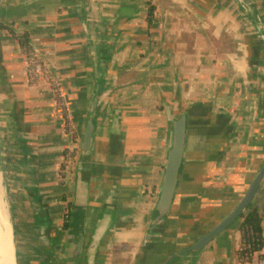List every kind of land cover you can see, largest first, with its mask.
Wrapping results in <instances>:
<instances>
[{
    "label": "crops",
    "instance_id": "0c3cea01",
    "mask_svg": "<svg viewBox=\"0 0 264 264\" xmlns=\"http://www.w3.org/2000/svg\"><path fill=\"white\" fill-rule=\"evenodd\" d=\"M20 37L51 71L65 114L48 85L28 83ZM181 116L178 184L155 224ZM65 151L75 162L61 173ZM263 163L264 0L3 1L0 174L15 264H238L237 220L201 251L188 250L235 209ZM77 191L82 222L72 218ZM251 203L264 262V179Z\"/></svg>",
    "mask_w": 264,
    "mask_h": 264
},
{
    "label": "water",
    "instance_id": "95a60500",
    "mask_svg": "<svg viewBox=\"0 0 264 264\" xmlns=\"http://www.w3.org/2000/svg\"><path fill=\"white\" fill-rule=\"evenodd\" d=\"M4 0H0V8ZM97 100L94 101L93 109L96 107ZM94 127L92 122V117L88 119L83 140L81 143L80 154L82 158H87L92 141V133ZM186 143V117L181 116L172 124V135L170 150L167 156V162L164 170V176L162 184L160 187L159 198L156 203L155 212L157 218L154 223L158 224L160 221L164 220L167 214L170 211L172 206L173 198L176 192V187L178 184L179 173L182 165V160L184 156ZM1 175V174H0ZM264 179V163L254 177L253 181L246 190L244 196L235 207V209L227 215L218 225H216L212 230L207 232L203 237H201L192 247L189 248V252H198L206 247L212 240L217 238L221 233L227 230L247 209V207L253 201L262 181ZM80 181L77 183L79 184ZM6 205V203H5ZM75 212L72 215V218L78 222H82L83 216L82 212L85 211L86 203L84 196L81 191H77L76 200L74 203ZM7 208V205H6ZM8 215V208H7ZM104 227H99L95 232L94 236L91 239V242L87 248V251L91 253L95 252L98 248V245L103 237ZM75 251L80 253L83 246V236L80 235L78 240L75 241ZM167 264V263H165Z\"/></svg>",
    "mask_w": 264,
    "mask_h": 264
},
{
    "label": "trees",
    "instance_id": "16d2710c",
    "mask_svg": "<svg viewBox=\"0 0 264 264\" xmlns=\"http://www.w3.org/2000/svg\"><path fill=\"white\" fill-rule=\"evenodd\" d=\"M153 7L149 6L148 10V25H151ZM20 50L22 54L28 51V42L27 39L20 37L17 39ZM55 102L57 109L59 108V100L57 95L55 96ZM62 110V109H60ZM65 114V111H63ZM65 131L70 134L72 139V144H77L76 135L70 130L69 126L66 124ZM63 162L61 165V173L69 172L72 166V163L75 162V151H65L63 153ZM64 214L63 229L66 230L69 227V205ZM261 215L257 212L255 206L251 203L243 214L237 219L239 221V231H240V244L236 252V257L238 264H252L253 254H258L256 257L260 259V251L263 248L262 242V230H261ZM116 228L119 229H128V224H117Z\"/></svg>",
    "mask_w": 264,
    "mask_h": 264
},
{
    "label": "built area",
    "instance_id": "2783aa9c",
    "mask_svg": "<svg viewBox=\"0 0 264 264\" xmlns=\"http://www.w3.org/2000/svg\"><path fill=\"white\" fill-rule=\"evenodd\" d=\"M26 68V78L29 84L44 83L48 85L54 96L57 95L59 100V108L64 110V101L60 94V91L55 86V82L51 71L46 67L44 61L41 59L40 55L36 49L28 46V51L23 54ZM57 109L59 112L62 110ZM71 151H69L70 153ZM258 254H253L252 258H256ZM248 264V263H246ZM257 264H264L262 259H258Z\"/></svg>",
    "mask_w": 264,
    "mask_h": 264
},
{
    "label": "bare ground",
    "instance_id": "6f19581e",
    "mask_svg": "<svg viewBox=\"0 0 264 264\" xmlns=\"http://www.w3.org/2000/svg\"><path fill=\"white\" fill-rule=\"evenodd\" d=\"M12 234L8 230V215L0 182V264H15Z\"/></svg>",
    "mask_w": 264,
    "mask_h": 264
},
{
    "label": "rangeland",
    "instance_id": "374dc122",
    "mask_svg": "<svg viewBox=\"0 0 264 264\" xmlns=\"http://www.w3.org/2000/svg\"><path fill=\"white\" fill-rule=\"evenodd\" d=\"M0 182H1V187H2V191H3V200L5 202L4 188H3V182H2V176L1 175H0ZM8 230H9L10 234H12L9 222H8ZM11 243H12V240H11Z\"/></svg>",
    "mask_w": 264,
    "mask_h": 264
}]
</instances>
